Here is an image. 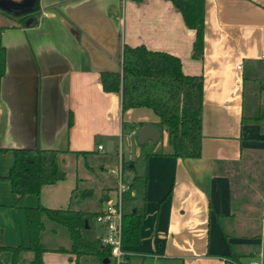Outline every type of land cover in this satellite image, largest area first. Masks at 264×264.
<instances>
[{
  "label": "crops",
  "instance_id": "1",
  "mask_svg": "<svg viewBox=\"0 0 264 264\" xmlns=\"http://www.w3.org/2000/svg\"><path fill=\"white\" fill-rule=\"evenodd\" d=\"M8 2L21 7L30 1L0 0ZM39 6L35 26L16 25L20 14L0 8V176L16 148L61 151L67 175L44 185L38 196L22 197L0 178V245L29 247L26 208L88 206L92 184L99 183L88 156L108 160L113 154L116 161L124 129L138 131L141 126L131 124L142 122L157 127L160 137L145 142L148 155L133 174L145 173V203L138 243L123 244L126 264H264V0H204L199 59L192 57L194 30L169 0H39ZM124 45L169 53L184 74L201 75L199 157L168 155L171 142L152 111L121 112L120 94L103 90L100 73L120 72ZM98 167L107 169L100 162ZM108 182L101 183L97 207L84 211L103 209L105 196H113L114 181ZM134 196L141 211L138 192ZM130 208L124 203V212ZM47 219L42 215L43 264H74L69 254L54 251L70 249L69 232ZM58 230L64 240L49 243L45 233ZM254 239L255 245L248 243ZM33 259L31 250H23L16 264ZM0 264H11L9 251L0 253Z\"/></svg>",
  "mask_w": 264,
  "mask_h": 264
},
{
  "label": "trees",
  "instance_id": "2",
  "mask_svg": "<svg viewBox=\"0 0 264 264\" xmlns=\"http://www.w3.org/2000/svg\"><path fill=\"white\" fill-rule=\"evenodd\" d=\"M169 1L181 14L186 27L194 30L192 57L199 59L202 55L204 0ZM40 14L39 0H33V4L17 16L16 25L35 26ZM4 69L5 56L0 51V79ZM100 78L104 91L120 94L121 112L140 107L152 111L158 120L157 126L166 132L171 142L168 155L199 157L202 138L201 75L184 74L179 59L169 53L149 50L143 45H124L120 72H101ZM131 126L140 127L142 122L133 123ZM12 152L13 163L0 178L8 180L11 191L19 197L27 194L38 196L44 185L54 184L65 179L67 175L66 170L61 167V151L16 148ZM123 167L129 169V162L123 160ZM129 182L133 193L125 194L124 203L126 206L131 205V208L123 214L121 240L124 245H136L140 221L144 215L145 173L133 175ZM134 192H138L140 196L141 211L134 206ZM25 211L29 247L0 245V253H11V264H16L18 255L23 250H31L34 253L32 264H43V253L46 249L39 241L44 229L42 215L64 226L72 240L70 249L60 247L54 251L69 254V260L74 264H79L82 258L89 256H95L100 263L105 258L110 262L111 249L101 243L96 231H90V220L97 215L94 212L72 208L51 209L42 205L26 208Z\"/></svg>",
  "mask_w": 264,
  "mask_h": 264
},
{
  "label": "built area",
  "instance_id": "3",
  "mask_svg": "<svg viewBox=\"0 0 264 264\" xmlns=\"http://www.w3.org/2000/svg\"><path fill=\"white\" fill-rule=\"evenodd\" d=\"M239 68V66H237ZM137 129H130L124 136L126 138L135 137ZM99 151H103L102 146H98ZM116 161L113 166L106 170L113 176L114 187L113 196H105L103 209L95 216V222L99 225L101 233L98 235L101 243L111 249L110 260L113 264H126V252L121 240L122 219L124 214V196L133 193L130 182L124 176V167L120 142L116 148ZM249 264H258L250 261Z\"/></svg>",
  "mask_w": 264,
  "mask_h": 264
},
{
  "label": "rangeland",
  "instance_id": "4",
  "mask_svg": "<svg viewBox=\"0 0 264 264\" xmlns=\"http://www.w3.org/2000/svg\"><path fill=\"white\" fill-rule=\"evenodd\" d=\"M262 80H264V79H262ZM248 85L249 84L246 85L245 95H244V105L246 107V109L244 110V113H245L246 116L250 114V112H248L249 111L248 107H249V104L251 102L250 101L249 90H247ZM127 131H129L128 128H125L124 129V133L127 132ZM121 143H122L121 149H122V152H123L124 161H132V162H134L133 168L125 169V171H124L125 178L129 179L130 176H132L135 173H139L140 170L142 169V167H143V154H144V152L147 151L149 143L148 144L144 143L143 145L139 146V145H137L135 143L134 137H131V138L123 137ZM107 157H108V160L105 159V156L102 157L99 154H91L87 158L89 163H90V165H92L93 163L96 164V165H93L92 175L95 178H97V180H98L97 182H99V183L96 185V184H92V181H88V182H90L89 184H92V186H93V192H91V194L88 196L89 197V201L86 200V202L88 203V206H86V207L84 206V208H83L82 204L78 203V205L80 207H82L83 210L85 209V210L93 211L97 207V202H98V199H99V196H100V193H101L100 192V189H101L100 186H101V183L104 180H106L107 182L109 181L108 184L110 186L113 185V182H112L113 179L111 181V179L109 178L111 176L106 172V170L104 172H102L99 169V167H98V162L103 163L105 165V169L108 168L109 166H113V164H115V157L113 156V154H109ZM88 182H85L84 184H81V187L87 185ZM93 219H94V217L90 220V226H91L90 227V231L92 232L94 230V232L95 231L97 232L99 225L96 222L93 223ZM261 222L264 224V217L261 218ZM57 226H59V228H62V230L65 233H67L66 229L63 226L58 225V224H57ZM60 230H58L59 232L57 234H50V232L49 233H45L46 235L48 234L47 241L49 243H52L54 241H56V242L63 241L64 240V234H63V231H60ZM248 243H254L253 245H255L256 241L254 239V240H252L251 242H248ZM241 263L242 264H248L247 261H243V260H242ZM79 264H102V263H100L95 256H89V257H86L85 259L82 258L81 262ZM109 264H113L112 261H110Z\"/></svg>",
  "mask_w": 264,
  "mask_h": 264
},
{
  "label": "water",
  "instance_id": "5",
  "mask_svg": "<svg viewBox=\"0 0 264 264\" xmlns=\"http://www.w3.org/2000/svg\"><path fill=\"white\" fill-rule=\"evenodd\" d=\"M30 4H33V0L30 1ZM24 6V5H23ZM0 8L6 10V11H14L15 14L19 15L21 13H23V11H21L22 6L18 7V6H14L13 4H11V2H8V4L6 3H0ZM160 137V131L157 127L150 125V124H143L137 131L136 135H135V141L136 143L140 146L143 145L145 142L150 141L152 144H155ZM113 147L112 142H108L107 143V151H111ZM103 264H108L109 263V259L105 258L102 261Z\"/></svg>",
  "mask_w": 264,
  "mask_h": 264
},
{
  "label": "flooded vegetation",
  "instance_id": "6",
  "mask_svg": "<svg viewBox=\"0 0 264 264\" xmlns=\"http://www.w3.org/2000/svg\"><path fill=\"white\" fill-rule=\"evenodd\" d=\"M25 6H22V9H21V11H25V10H27L29 7H30V5H32V4H30V2H27L26 4H24Z\"/></svg>",
  "mask_w": 264,
  "mask_h": 264
}]
</instances>
